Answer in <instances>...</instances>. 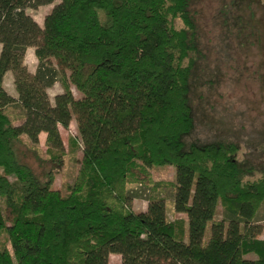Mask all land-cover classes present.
<instances>
[{"label": "trees", "instance_id": "obj_1", "mask_svg": "<svg viewBox=\"0 0 264 264\" xmlns=\"http://www.w3.org/2000/svg\"><path fill=\"white\" fill-rule=\"evenodd\" d=\"M53 1L0 0V198L11 215L8 225L0 205L9 246L0 243V264H108L110 255L121 264H264V167L249 183L234 143L183 151L199 53L191 0H60L42 27L25 11ZM29 47L33 74L23 64ZM7 72L17 98L4 88ZM56 82L62 93L51 104ZM73 117L79 141L68 139L69 153L82 154L63 193L50 171L39 178L20 163L14 146L56 163L65 154L58 125ZM160 166L174 168V182L148 187L169 188L182 215L174 220L162 217L166 198L141 184ZM141 197L145 210H130ZM227 223L240 232L228 238Z\"/></svg>", "mask_w": 264, "mask_h": 264}, {"label": "rangeland", "instance_id": "obj_2", "mask_svg": "<svg viewBox=\"0 0 264 264\" xmlns=\"http://www.w3.org/2000/svg\"><path fill=\"white\" fill-rule=\"evenodd\" d=\"M59 1L54 0L49 5L27 8L25 11L42 27L45 15ZM191 6L197 15L199 53L188 94L194 129L183 135V151H188L191 144L234 143L238 148L234 159L241 174L247 182H254L261 176L264 167V0H191ZM23 64L28 72H35L37 59L33 47L26 49ZM3 85L9 95L17 98L11 72L5 74ZM71 92L75 98L81 97L73 87ZM60 93L62 87L59 82L47 89L51 104L54 96ZM58 130L65 154L56 163L39 162L22 146H14V151L16 159L27 165L37 177L42 178L50 171L52 186L65 193L66 186L77 172L82 153H69L68 139L73 137L79 141L74 117L67 128L58 125ZM45 139L44 135H38L43 156ZM148 172L150 178L142 180L141 184L149 188L148 194L166 198L164 209V203L161 205L162 217L168 220L182 217L171 210L168 187L161 185L155 191L148 187V180L152 183L172 184L174 168L153 167ZM9 180L16 186L13 177ZM143 198L132 200L128 208L134 212L143 211L146 208ZM0 205L9 225L11 215L1 198ZM259 226L261 232L257 238L264 239V222L259 223ZM239 232V224H226L228 238ZM0 243L9 247L3 234L0 235ZM108 264H121L119 256L111 255Z\"/></svg>", "mask_w": 264, "mask_h": 264}, {"label": "crops", "instance_id": "obj_3", "mask_svg": "<svg viewBox=\"0 0 264 264\" xmlns=\"http://www.w3.org/2000/svg\"><path fill=\"white\" fill-rule=\"evenodd\" d=\"M41 135H44L45 137H46V134L44 133V132H41V133H39V137H41ZM145 210V209H144ZM111 256V255H110ZM119 259H120V257H119Z\"/></svg>", "mask_w": 264, "mask_h": 264}]
</instances>
